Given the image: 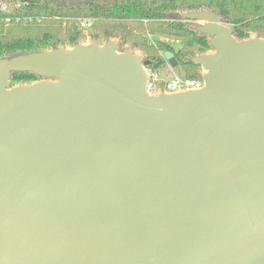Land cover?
<instances>
[{
    "label": "water",
    "instance_id": "obj_1",
    "mask_svg": "<svg viewBox=\"0 0 264 264\" xmlns=\"http://www.w3.org/2000/svg\"><path fill=\"white\" fill-rule=\"evenodd\" d=\"M182 18L197 90L111 39L0 59V264H264V38Z\"/></svg>",
    "mask_w": 264,
    "mask_h": 264
},
{
    "label": "trees",
    "instance_id": "obj_2",
    "mask_svg": "<svg viewBox=\"0 0 264 264\" xmlns=\"http://www.w3.org/2000/svg\"><path fill=\"white\" fill-rule=\"evenodd\" d=\"M4 6V11L0 9V22L18 19L58 23V28L61 23L70 25L64 35L48 29L34 36L0 37V59L59 46L73 47L81 43L79 21L92 20L90 42L116 39L120 51L126 46L131 50L137 48L148 62L146 69L150 72L163 66V53L170 51L185 78L200 80L201 67L192 58L211 50V46L208 36L197 30L198 24L183 20L185 13L209 10L231 27L236 39H248L251 33L264 38V0H0V7ZM145 31L178 41L180 47L174 49L167 42L149 44ZM40 79L31 72H13L10 81L13 86Z\"/></svg>",
    "mask_w": 264,
    "mask_h": 264
},
{
    "label": "rangeland",
    "instance_id": "obj_3",
    "mask_svg": "<svg viewBox=\"0 0 264 264\" xmlns=\"http://www.w3.org/2000/svg\"><path fill=\"white\" fill-rule=\"evenodd\" d=\"M191 23L198 24L197 22H191ZM0 25H3L2 27H0V37L4 36V37L9 38V37H14V36H34V35H38L39 33H41V31L48 30V29L54 30V32H56L58 35H64L66 33V31H65V29L67 28L66 26H69L70 24H67L66 22L61 23L60 27L58 28L57 27L58 23L52 25V23L51 24L43 23L41 21L32 22L31 20H25L23 22H20V20L17 19V20H15V22H8V23L6 21L2 20L0 22ZM48 25H52V26H48ZM77 31H79L81 34V43H83V44L90 43V35L92 33L91 28L87 27L85 29H80L78 27ZM249 36H250V38L257 37L256 34H253V33H251ZM144 37L149 44H152L154 46H157V42H164V40L167 39V40L172 41V42H170V44H172L174 49H178L180 47V43L178 41L171 40L169 38L159 36V35H153L149 31H145ZM111 40L118 42V40H116V39H111ZM59 47L68 48L69 46H59ZM125 48L130 49V48H128V46H126ZM133 51L136 54L144 57L141 50L135 48V49H133ZM212 52H213V50L211 49V50H207L203 54L212 53ZM151 73L156 74V76L159 80L156 84L155 90L152 91V94H158L160 92H164L163 83L170 81L173 77H175V76L185 77L184 76L185 73L182 71V69L179 65L176 68H171L168 65V63L166 62V60H165V63L163 64L162 67H160L159 69H157ZM202 73H203V71L201 69L200 74H202ZM19 84H21V83H19ZM22 84H24V83H22Z\"/></svg>",
    "mask_w": 264,
    "mask_h": 264
},
{
    "label": "built area",
    "instance_id": "obj_4",
    "mask_svg": "<svg viewBox=\"0 0 264 264\" xmlns=\"http://www.w3.org/2000/svg\"><path fill=\"white\" fill-rule=\"evenodd\" d=\"M1 10H5V7H0ZM6 22L9 19L5 20ZM92 20H80L79 21V28L85 29L87 27H91ZM164 42L170 43V40H164ZM148 74V82H147V91L152 94V91L155 90L156 84L159 81L156 74L151 73L147 70ZM204 86V82L202 79L200 80H190L185 77H173L170 81L163 83L164 92L173 93V92H180L186 90H197L201 89Z\"/></svg>",
    "mask_w": 264,
    "mask_h": 264
}]
</instances>
